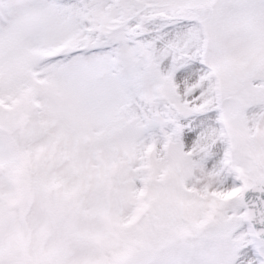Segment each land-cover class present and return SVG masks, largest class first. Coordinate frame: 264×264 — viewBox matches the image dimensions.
Instances as JSON below:
<instances>
[{
	"label": "snow or ice",
	"instance_id": "1",
	"mask_svg": "<svg viewBox=\"0 0 264 264\" xmlns=\"http://www.w3.org/2000/svg\"><path fill=\"white\" fill-rule=\"evenodd\" d=\"M20 86L144 166L175 264H264V0H0V91Z\"/></svg>",
	"mask_w": 264,
	"mask_h": 264
},
{
	"label": "rangeland",
	"instance_id": "2",
	"mask_svg": "<svg viewBox=\"0 0 264 264\" xmlns=\"http://www.w3.org/2000/svg\"><path fill=\"white\" fill-rule=\"evenodd\" d=\"M0 98V248L6 264H122L144 248L156 252L151 264H175L177 222L142 206L144 166L128 158L103 126L27 86L5 88ZM43 184L67 187L70 205L45 206L37 191Z\"/></svg>",
	"mask_w": 264,
	"mask_h": 264
},
{
	"label": "clouds",
	"instance_id": "3",
	"mask_svg": "<svg viewBox=\"0 0 264 264\" xmlns=\"http://www.w3.org/2000/svg\"><path fill=\"white\" fill-rule=\"evenodd\" d=\"M37 191L42 197V203L46 206L49 202H59L70 205L71 198L67 195L69 189L67 187H56L51 184H43L38 186ZM70 259L79 260L80 257L73 256Z\"/></svg>",
	"mask_w": 264,
	"mask_h": 264
},
{
	"label": "water",
	"instance_id": "4",
	"mask_svg": "<svg viewBox=\"0 0 264 264\" xmlns=\"http://www.w3.org/2000/svg\"><path fill=\"white\" fill-rule=\"evenodd\" d=\"M153 253L151 251H147L143 253V255H139L136 258L130 260L131 264H145L150 261Z\"/></svg>",
	"mask_w": 264,
	"mask_h": 264
}]
</instances>
